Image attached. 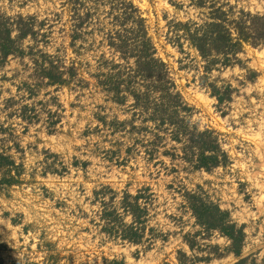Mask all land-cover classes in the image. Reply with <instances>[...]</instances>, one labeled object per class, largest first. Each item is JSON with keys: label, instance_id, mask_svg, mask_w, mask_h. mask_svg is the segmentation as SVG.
<instances>
[{"label": "rangeland", "instance_id": "rangeland-1", "mask_svg": "<svg viewBox=\"0 0 264 264\" xmlns=\"http://www.w3.org/2000/svg\"><path fill=\"white\" fill-rule=\"evenodd\" d=\"M79 1L0 0L22 49L0 60V148L18 165L0 185V264H264V39L201 53L180 22L209 19L208 3ZM122 3L143 18L182 115L217 139V164L197 165L172 113L141 120L100 83L134 60L105 39L129 23ZM215 3L264 19V0ZM215 205L241 230L234 242L196 215Z\"/></svg>", "mask_w": 264, "mask_h": 264}, {"label": "trees", "instance_id": "trees-1", "mask_svg": "<svg viewBox=\"0 0 264 264\" xmlns=\"http://www.w3.org/2000/svg\"><path fill=\"white\" fill-rule=\"evenodd\" d=\"M73 1L76 4L80 3L79 0ZM191 1L197 5L208 3L210 8L209 19L203 22L193 21L192 26L187 21L180 22L186 29L192 43L201 53L207 50L206 44H209V41L213 42V40L215 43L211 45V49L221 50L226 54L235 51L236 45L240 44V38L249 39L252 43L263 41L264 19L262 15L242 10L238 17L229 18L227 12L222 9L219 3H215V0ZM121 5L120 11H122L123 20L130 18L129 23L127 25L126 22L122 21L119 27L104 31L105 39L108 46L117 52L119 57L122 59L133 57L134 60L132 64L114 62L109 67L114 74L110 78L114 80L100 79V83L106 89L113 91L120 102L124 101L126 96H130L133 100V107L138 108L139 111L135 112V115H141V120L148 119V117L157 119L159 111L161 114L166 111L172 113L175 117L173 136L178 141L181 139L184 141L183 148L186 151L194 152V148L199 150L196 157L197 165L209 167L217 164L219 162L218 153L214 151L218 147L217 139L212 138L206 141L205 138H201L206 134L211 136L212 133L209 129H197L182 115L186 111V107L180 97L176 98L178 93L172 80L168 77L165 63L155 55V47L147 35L143 18L135 12L132 3L128 5L122 3ZM73 9L74 20L78 21L74 22L73 25L77 26L82 20V16L78 5ZM11 24L13 23L9 20H0V60L10 53L22 50L21 47L15 45L14 36L11 35ZM20 29L18 28V36H23L25 31L20 32ZM103 74L106 75V73ZM120 76L124 78L122 79ZM150 77L154 81L149 82L147 78ZM136 78L140 79L137 80ZM155 86L160 87L159 90L163 92V95L152 96V92L158 90L154 88ZM167 97H171L172 100L168 102ZM142 113H148V116H143ZM166 115H168L167 112ZM166 119L165 117L164 120ZM208 151L210 153H206ZM17 174L18 165L9 153L0 148V185L13 183ZM214 209L215 212L200 206V209L196 210V215L209 227H220L221 231L229 236L233 242L237 240L241 230L235 228L234 223L229 222L225 212L219 206L215 205Z\"/></svg>", "mask_w": 264, "mask_h": 264}]
</instances>
